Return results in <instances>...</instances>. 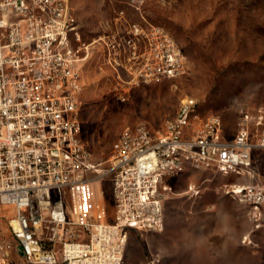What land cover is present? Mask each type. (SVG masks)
Instances as JSON below:
<instances>
[{"label": "built area", "instance_id": "obj_1", "mask_svg": "<svg viewBox=\"0 0 264 264\" xmlns=\"http://www.w3.org/2000/svg\"><path fill=\"white\" fill-rule=\"evenodd\" d=\"M127 1L140 21L117 11L115 27L94 39L105 62L135 83L181 75L186 59L175 38L146 20L145 0ZM88 46L67 0H0V211L9 213L20 264H125L129 230L164 228L168 177L187 165L249 176L253 149L264 148L262 113L244 112L227 139L217 115L199 117L196 102L185 100L156 134L143 124L122 131L108 168L98 169L78 114ZM220 189L251 205L255 228L264 227V184ZM187 190L196 196L201 186ZM242 242L254 244L248 235Z\"/></svg>", "mask_w": 264, "mask_h": 264}, {"label": "rangeland", "instance_id": "obj_2", "mask_svg": "<svg viewBox=\"0 0 264 264\" xmlns=\"http://www.w3.org/2000/svg\"><path fill=\"white\" fill-rule=\"evenodd\" d=\"M67 3L82 41L89 44L81 62L78 114L82 142L98 169L108 168L122 131L143 124L156 134L185 100L196 102L199 117L217 115L227 139L236 133L244 112L264 115V0H145L144 17L175 38L186 62L179 76L139 83L126 73L118 77L105 62L102 45L94 41L118 23L119 9L134 21H140L138 12L127 0ZM251 157L257 182L264 184V148L253 149ZM234 178L197 169L168 177L164 228L129 230L125 264H264L261 237L254 239L256 245L242 242V232L250 226L247 207L214 190ZM194 183L203 187L197 196L186 191ZM102 185L111 219L108 175ZM8 216L0 211V264H20Z\"/></svg>", "mask_w": 264, "mask_h": 264}, {"label": "crops", "instance_id": "obj_3", "mask_svg": "<svg viewBox=\"0 0 264 264\" xmlns=\"http://www.w3.org/2000/svg\"><path fill=\"white\" fill-rule=\"evenodd\" d=\"M114 27L115 26H113L112 28L109 27L108 30L113 29ZM193 169L194 170H196V169L197 170H204V169H200V168H195V167L190 166V165H187L183 170L186 171V170H193ZM204 171H211V170H204ZM212 172H214V171H212ZM229 176H232V177L234 176L235 177L234 180L229 181V182H224V183H221V184H217V185L214 186V190L215 191H221L222 193H224L220 189V187H222V185H225V184H228V183H238L239 184V183H244V182H248V181L257 182V179H256V177L254 175V169H253L252 175H249V176H236V175H232V174L229 175ZM195 185H199V184H195ZM199 186H201V185H199ZM186 191H187V193H189L187 188H186ZM202 191H203V187L201 186V190H200L199 194L202 193ZM199 194H197V195H199ZM239 203H241V202H239ZM242 204L247 207L246 216H247L248 221L250 222V226L244 232H242V239H243L244 236L248 235V238H251L253 240V242H254L253 245H256L257 243L255 242L254 239L256 237L260 236L261 239H262V242H264V227L255 228V226H254V219H253V215H252V212L254 211V208L251 205L244 204V203H242ZM138 232H141V231H138ZM141 233H143V232H141Z\"/></svg>", "mask_w": 264, "mask_h": 264}, {"label": "bare ground", "instance_id": "obj_4", "mask_svg": "<svg viewBox=\"0 0 264 264\" xmlns=\"http://www.w3.org/2000/svg\"><path fill=\"white\" fill-rule=\"evenodd\" d=\"M129 2V1H128ZM129 5L132 7V8H135V4L129 2Z\"/></svg>", "mask_w": 264, "mask_h": 264}]
</instances>
